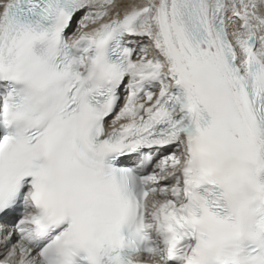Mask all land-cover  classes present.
<instances>
[{"label":"snow or ice","instance_id":"1","mask_svg":"<svg viewBox=\"0 0 264 264\" xmlns=\"http://www.w3.org/2000/svg\"><path fill=\"white\" fill-rule=\"evenodd\" d=\"M127 8L0 3V264H264V0Z\"/></svg>","mask_w":264,"mask_h":264},{"label":"bare ground","instance_id":"2","mask_svg":"<svg viewBox=\"0 0 264 264\" xmlns=\"http://www.w3.org/2000/svg\"><path fill=\"white\" fill-rule=\"evenodd\" d=\"M0 2H3V0H0ZM145 2L146 0H115V3L120 6V10L121 11L123 10V12L126 10V4L145 3Z\"/></svg>","mask_w":264,"mask_h":264},{"label":"rangeland","instance_id":"3","mask_svg":"<svg viewBox=\"0 0 264 264\" xmlns=\"http://www.w3.org/2000/svg\"><path fill=\"white\" fill-rule=\"evenodd\" d=\"M81 16H82V14L79 15V16L77 17V20H78V19H81V18H82ZM76 27H77V24L74 23V24L72 25V28L75 29Z\"/></svg>","mask_w":264,"mask_h":264}]
</instances>
